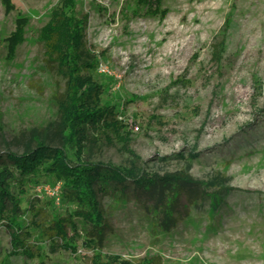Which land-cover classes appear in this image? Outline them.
<instances>
[{"label":"rangeland","instance_id":"rangeland-1","mask_svg":"<svg viewBox=\"0 0 264 264\" xmlns=\"http://www.w3.org/2000/svg\"><path fill=\"white\" fill-rule=\"evenodd\" d=\"M63 2L12 0L8 11L0 0V155L35 147L34 135L61 146L65 80L49 68L39 34ZM74 2L87 17L86 49L99 59L102 101L123 124L120 132L90 130L83 160L149 176L187 172L199 200L182 193L177 225L163 232L150 196L138 198L132 186L127 202L120 193L100 194L109 232L87 246L77 220L73 253L61 241L53 246L33 221L50 224L75 205L44 195L36 201L28 184L21 220L34 256L11 255L0 223V264H93L96 255L131 264H264V0H164L160 17H134V0ZM19 18L27 19L26 38L9 59L7 39ZM217 191L229 194L212 219L205 195ZM29 205L43 213L36 218Z\"/></svg>","mask_w":264,"mask_h":264},{"label":"trees","instance_id":"trees-1","mask_svg":"<svg viewBox=\"0 0 264 264\" xmlns=\"http://www.w3.org/2000/svg\"><path fill=\"white\" fill-rule=\"evenodd\" d=\"M3 3L8 11L14 9L12 0H3ZM163 7L164 0H134L132 15L160 17L167 13ZM75 9L74 0H64L62 6L54 9L50 21L39 34L49 68L55 69L65 80L63 95L60 98L55 95L59 98L56 134L61 146H51L46 137L34 135L35 147L27 146L21 155L11 152L0 155V223L10 234L11 255L34 256L27 244L30 232L26 231L21 220L25 215L21 195L27 192L28 184L33 190L41 184H61L62 201L75 205V211L68 217H58L50 224L33 221L53 246L61 241L57 246L73 253H77L76 242L81 237L77 220L85 227L87 246L102 243L109 232L100 194L120 193L127 202V193L132 186L138 198L150 196L155 201L154 211L161 217L163 232H169L177 225L176 203L182 193L190 190L191 203L199 200L196 194L198 185L187 172L149 176L136 167L121 168L83 160L90 130L105 128L120 132L123 124L114 106L102 101L104 88L94 77L99 59L86 49L87 17L78 16ZM27 25L26 18L17 20L16 30L7 39L9 59L15 57L19 46L25 42ZM69 152L75 155V160L70 159ZM42 176L45 181H41ZM15 188L19 190L18 195L14 192ZM228 194L217 191L205 195L211 202L212 219H215ZM35 200H39L38 196ZM28 208H31L30 205ZM31 210L35 211L36 218L43 213L42 209L36 210L33 205ZM71 231L73 236H70ZM93 264L131 263L118 256L103 259L101 255H96ZM145 264L154 263L148 261Z\"/></svg>","mask_w":264,"mask_h":264},{"label":"built area","instance_id":"built-area-1","mask_svg":"<svg viewBox=\"0 0 264 264\" xmlns=\"http://www.w3.org/2000/svg\"><path fill=\"white\" fill-rule=\"evenodd\" d=\"M35 193L38 197L42 195L52 197L59 204L62 201L61 195V184H56L52 186L51 184H41L36 187Z\"/></svg>","mask_w":264,"mask_h":264},{"label":"bare ground","instance_id":"bare-ground-1","mask_svg":"<svg viewBox=\"0 0 264 264\" xmlns=\"http://www.w3.org/2000/svg\"><path fill=\"white\" fill-rule=\"evenodd\" d=\"M178 33H179V31H178ZM181 33V32H180ZM178 37H179V35H178Z\"/></svg>","mask_w":264,"mask_h":264}]
</instances>
